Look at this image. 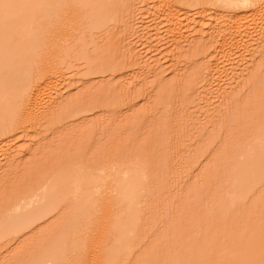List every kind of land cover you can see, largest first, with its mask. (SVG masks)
<instances>
[{"label":"rangeland","instance_id":"1","mask_svg":"<svg viewBox=\"0 0 264 264\" xmlns=\"http://www.w3.org/2000/svg\"><path fill=\"white\" fill-rule=\"evenodd\" d=\"M162 1L113 0L116 25L103 23L106 27L97 24L99 13L94 14L97 19L91 18L95 24L86 11L77 12L79 17L71 11L66 13L69 17L63 14L72 21L61 29L59 24L53 32L51 53L59 58L54 66L60 69L54 67L58 73L50 69L61 75L51 77L50 72L39 81V104L30 113L22 139L10 137L0 143V221L24 187L78 160L99 166L111 158L134 165L142 162L139 237L128 264H264V243L258 238L264 233V180L262 189L243 206L233 168L242 150L264 155L259 141L264 138V59L252 67L251 79L242 75L255 58L251 51L259 41L238 44L241 52L234 50L239 58L233 61L238 69L230 61L232 71L236 70L230 72L231 64L223 61L228 71L220 62L229 73L220 69L222 78L216 74L209 81L202 66L205 57L194 40L197 34L189 32L192 45L176 44L173 52L168 50L166 32L173 26L164 21L168 28H163L153 15ZM156 23L167 29L147 37L156 38L149 44L147 38L142 41L144 28L153 24L156 28ZM242 48L252 50L249 55L243 50L246 55ZM242 52L244 61L251 56L246 63L240 60ZM171 53L176 55L173 63L178 74L172 71ZM157 70L166 74L148 81L147 71ZM223 90L234 91L231 103ZM197 102L205 106L200 110ZM120 112L124 117L119 121ZM113 113L118 115L116 122ZM190 166L195 177L187 179L185 170ZM117 213L112 223L119 228ZM50 223L44 224L49 228ZM105 223L99 219L100 225ZM41 224L0 241L4 254L0 264H27L35 252V232L45 227Z\"/></svg>","mask_w":264,"mask_h":264},{"label":"bare ground","instance_id":"2","mask_svg":"<svg viewBox=\"0 0 264 264\" xmlns=\"http://www.w3.org/2000/svg\"><path fill=\"white\" fill-rule=\"evenodd\" d=\"M112 2L113 0H0V143L10 137L16 140L22 139L20 138L22 133L27 130L24 126L31 122L30 113L39 104V101L38 104L36 101L37 93H40L39 81L46 79L50 72L52 77L53 72L50 69L55 71L57 67V70L60 69L59 66H54L59 65V58H53L51 50L53 32H57L55 30L61 24L60 29L63 28L62 26H68L69 24H64L66 21L70 23L71 18L66 20L63 14H69L70 11L80 14V11L81 13L86 11L92 14L91 17L88 16L90 19L98 17L97 21H94L97 24L99 22V26L102 24V27H106L107 23L111 25L112 21L116 25L117 19L114 9L111 8ZM195 12L201 13L199 16H194ZM54 13L60 15L56 16ZM94 14H97V17ZM153 15L159 21L155 22L162 23L163 28L167 27V22L173 27L163 29L156 23V28L153 24L152 30L150 25L151 27L144 28L146 33L143 34L146 36L142 37V41L151 34L158 36L160 28L164 31L167 29L166 34L170 38L168 50L172 51L176 44L177 47L191 44L193 38L190 40L192 35H189V32L194 36L197 34V39L194 40L197 41L200 53L205 57L202 66L209 81L219 76L220 69L221 72L229 73L226 71L228 69L226 63L229 62L231 66L235 63L233 61L236 60L237 53L239 54L237 50L241 52L237 47L238 44L245 45L251 41H259L257 45L254 42L256 48L253 46L254 50L252 47L253 52L252 49L249 50V53L251 51L252 55L254 53L258 56L256 58L254 55L256 59L249 56V59L244 61L248 52L242 48L246 55L242 52L240 60L246 63L252 58L250 65L247 64V67L244 65L242 75L248 78L252 76L254 70L252 67H258L264 59V0H163L158 11L154 10ZM192 17H194L193 21L189 22ZM155 19L153 18V21ZM94 21L92 20L93 23ZM164 21H167L165 25H163ZM182 22H185L184 28ZM186 31H188L186 35L190 37L185 36ZM154 38H147L145 41ZM170 56L174 67L173 60L176 55L173 53ZM223 61L227 62L223 64ZM220 62L226 70H223ZM233 66L238 69L236 63ZM172 71L176 72L177 68L174 67ZM56 72L53 74L56 75L58 73ZM165 74L166 72L157 70L147 71L145 76H148L146 78L148 81L153 82ZM219 77L222 78L221 74ZM227 91L223 90V93L227 94L224 96L225 98L229 96L228 101L232 102L230 96L234 91H230L231 93ZM199 103L197 107L201 110L205 105ZM66 110L69 111L68 106ZM120 113H118L119 117L117 113H113L114 120H112L116 122V116L119 121L122 120L124 114ZM75 114L74 117H77V113ZM106 123L104 125H107ZM38 141L41 142L42 139L38 137ZM259 141L264 145V138ZM78 161L83 163L79 164ZM78 161V164L72 163L74 165L53 171L33 186L24 187V192L8 208L7 217L0 221V241L32 231L35 226V228H38L37 225L40 227L41 223L52 222L49 228L44 224L43 229L40 228V231L35 232V242L31 241L34 242L32 243L34 247L31 245L35 248V252L31 254L27 264H128V255L138 241L135 239L139 237L143 164L138 162L134 165L129 161L120 163L112 158L106 159L107 163L102 161L104 163V165L101 163L102 166L91 160ZM233 168L235 184L239 186L242 204L246 206L249 198L262 189L264 155H261L259 150H242L233 163ZM177 172L179 171H175L176 174ZM195 172L190 166L185 170V177L192 179L195 177ZM179 177L177 178L176 175L175 178L179 180ZM117 212H119L118 220L122 222L119 228L113 226L114 222L112 223ZM100 218L106 220L104 226L99 224ZM56 220L58 222L54 225L53 222ZM261 234H258L261 236L258 238L264 243V233ZM253 237V242H257L256 236ZM1 251L0 257L4 255Z\"/></svg>","mask_w":264,"mask_h":264}]
</instances>
